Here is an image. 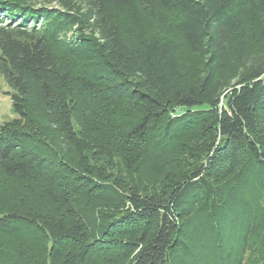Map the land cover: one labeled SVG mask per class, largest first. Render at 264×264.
<instances>
[{
    "label": "trees",
    "instance_id": "trees-1",
    "mask_svg": "<svg viewBox=\"0 0 264 264\" xmlns=\"http://www.w3.org/2000/svg\"><path fill=\"white\" fill-rule=\"evenodd\" d=\"M0 78V264L264 261V0H0Z\"/></svg>",
    "mask_w": 264,
    "mask_h": 264
},
{
    "label": "rangeland",
    "instance_id": "rangeland-1",
    "mask_svg": "<svg viewBox=\"0 0 264 264\" xmlns=\"http://www.w3.org/2000/svg\"><path fill=\"white\" fill-rule=\"evenodd\" d=\"M7 92H9V88L6 86V84L4 83V81L0 78V126L8 121L13 120L14 118H16L17 116L13 113L12 110V103H11V98L6 94ZM6 184V183H5ZM6 190H4V194L2 195V199H1V203H3L4 206L7 207H11L12 205H18L17 201L15 200L18 197V194L14 192V190H12V188L10 187V185H7ZM30 201L36 203L38 202L37 200H35L32 196H29ZM16 203H15V202ZM26 201V200H25ZM27 202V201H26ZM32 237L25 239V243H30L32 242ZM12 238H5L0 236V245H4L7 248H15L16 244L19 243L20 241H17ZM250 253H248V255L246 256L245 262L249 261L253 262V264H264V261L260 258V256L258 257V255H253L251 256ZM1 259H0V263H1Z\"/></svg>",
    "mask_w": 264,
    "mask_h": 264
}]
</instances>
